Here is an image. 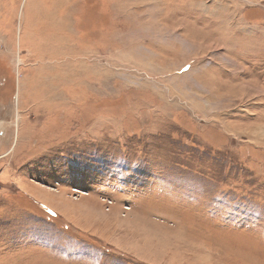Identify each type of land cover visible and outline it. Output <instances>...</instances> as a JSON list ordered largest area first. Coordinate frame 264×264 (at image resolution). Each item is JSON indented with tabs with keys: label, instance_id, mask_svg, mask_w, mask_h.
<instances>
[{
	"label": "rangeland",
	"instance_id": "1",
	"mask_svg": "<svg viewBox=\"0 0 264 264\" xmlns=\"http://www.w3.org/2000/svg\"><path fill=\"white\" fill-rule=\"evenodd\" d=\"M0 264H264V0H0Z\"/></svg>",
	"mask_w": 264,
	"mask_h": 264
},
{
	"label": "crops",
	"instance_id": "2",
	"mask_svg": "<svg viewBox=\"0 0 264 264\" xmlns=\"http://www.w3.org/2000/svg\"><path fill=\"white\" fill-rule=\"evenodd\" d=\"M236 33H238V34H243L244 36H246L247 37V39H248V36L247 35H245L246 33L245 32H243V31H238V32H236ZM250 41H251V43H252V46L251 47H254V41H253V39H249ZM248 50V49H247Z\"/></svg>",
	"mask_w": 264,
	"mask_h": 264
},
{
	"label": "bare ground",
	"instance_id": "3",
	"mask_svg": "<svg viewBox=\"0 0 264 264\" xmlns=\"http://www.w3.org/2000/svg\"><path fill=\"white\" fill-rule=\"evenodd\" d=\"M218 29L220 30V28H218ZM218 29H217V30H218ZM163 49H166V48H163ZM128 221H129V220H128Z\"/></svg>",
	"mask_w": 264,
	"mask_h": 264
}]
</instances>
